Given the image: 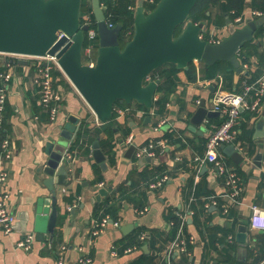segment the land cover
<instances>
[{
    "label": "crops",
    "instance_id": "crops-1",
    "mask_svg": "<svg viewBox=\"0 0 264 264\" xmlns=\"http://www.w3.org/2000/svg\"><path fill=\"white\" fill-rule=\"evenodd\" d=\"M140 1L136 0V4L139 5ZM243 2L244 8L237 13H241L239 16H243L246 22L260 23L259 33L264 29V16L257 18L252 12L259 10L264 0ZM227 7L224 0L207 13L210 21L215 22L210 25L203 22L207 26L202 32L203 38L217 42L228 36L229 22L234 21L237 13L227 11ZM256 34L254 40L247 44L256 50L251 51L248 62L242 64L243 72H235L232 90L224 87L221 75L214 80H202L199 74L202 63L195 62L198 70L196 81L190 82L184 72L179 74L180 83L170 94L163 115H156L154 107L146 111L136 102L125 110L116 108L118 129L113 148H101L106 156V168L96 163L93 144L81 147L77 143L78 138L68 142L65 151L73 159L66 167L67 174L56 177L53 207L57 209V220L52 224L53 232L43 236L35 232V217L40 200L52 195L44 184L48 178L43 173L48 161L47 143L59 145L65 141L60 126L76 136L82 124L94 129L101 123L60 70H57L60 76L55 78L53 74L54 85L61 97L60 112L58 121L51 122L42 108L39 88L34 83L37 69L20 63L9 69L8 59L4 57L5 62L0 61V68L7 67L14 76L7 85L6 119L0 125V168L9 173L6 183L10 193L8 210L17 220L14 230L8 235L0 228V264H59L60 261L63 264H83L81 261L86 259L92 261L86 264H132L143 254L157 255L155 264H215L223 258H228L233 264H253V259L263 257L264 229L251 230L249 222L253 206H258L264 214V136H260L261 131L264 132V95L259 107L241 112L236 140L225 145L226 149H219L226 172L237 173L243 181L240 205L233 204L227 196V174H221L213 163L195 162L197 156L204 157L209 135L225 119L222 113L214 110L215 98L221 93L241 94L245 87L264 82V33ZM160 95L158 91L155 98ZM246 99L251 106L254 105L257 100L255 91L248 92ZM202 104L208 113L213 112L211 116L202 113ZM243 113L249 117L244 118ZM71 117L78 119L77 125L70 124ZM162 122L160 131H155L154 128ZM167 132L173 135L171 141L165 140ZM6 138L10 140L12 154L8 160L2 147ZM161 139L166 141L165 146L157 147L153 157H137L138 150ZM232 145L244 157L243 161L238 163L230 155L228 148ZM131 146L136 149L128 156ZM162 178L165 180L160 188L149 187ZM106 187V194L98 201L99 191ZM113 195L122 206L117 219L104 218L109 225L101 235L94 237L91 234L93 226L103 220L95 218V210ZM142 196L145 204L142 208L137 207L133 199L143 200ZM226 205H229V212L225 215L223 209ZM169 213L178 217L186 215L184 233L192 239V248L186 254L190 257L189 262H183V254L173 253L168 257L169 244L163 245L162 240L156 242L158 253L153 252L150 242L143 243L146 239L139 240V235L136 237L141 230L145 236L151 231L163 235L169 232ZM113 223L120 226L115 227ZM48 224L49 219L45 220V225ZM129 225L132 226L129 231H122ZM241 225L247 227L245 245L237 241ZM26 233L35 235L31 249L17 248V243ZM230 236L239 246L229 241ZM140 241L142 247L139 246ZM145 245L148 246V254L143 250ZM134 246L136 250L125 252ZM258 264H264V259Z\"/></svg>",
    "mask_w": 264,
    "mask_h": 264
},
{
    "label": "water",
    "instance_id": "water-1",
    "mask_svg": "<svg viewBox=\"0 0 264 264\" xmlns=\"http://www.w3.org/2000/svg\"><path fill=\"white\" fill-rule=\"evenodd\" d=\"M82 1L0 0V54L55 56L64 75L102 124L112 120L116 104L120 101L128 105L136 102L151 110L161 81L148 78L167 64L175 65L178 70L188 71L190 64L195 62L206 66H213L217 62H230L237 73L241 74L243 70L238 55L246 44L254 40L261 27L256 21L246 22L241 28L229 25L228 36L213 43L201 37L202 32L207 29L203 22L195 24L189 21V16L199 0H160L150 12L145 10L141 0L134 16L133 37L122 48V25L109 27L100 0H93L99 48L92 67L83 59L86 35L90 27L81 22ZM59 31L71 37V41L67 42V37L58 40ZM178 31L180 33L176 36ZM0 61L5 62V58L0 57ZM19 63L27 64L26 61ZM201 108L203 114L212 115L213 112L208 113L205 104ZM77 120L71 117L69 121L70 124L77 125ZM59 130L65 141L59 145L49 142L46 146L48 161L43 173L48 178L44 184L52 195L51 198L40 200L38 204L35 232L39 236L54 230L52 224L57 220V209L53 207L56 177L67 174L66 167L71 162L65 157L67 143L78 138V134L75 136L63 126ZM260 136H264L263 130ZM221 148L226 149V146L221 145ZM92 149L96 163L106 168V156L98 140L93 143ZM135 149V146H131L128 156ZM228 151L236 162L244 160L236 152L234 145ZM106 192L107 187L99 191L96 197L98 201ZM47 219L49 224L45 225ZM131 228L129 225L123 227L122 231L126 232ZM246 232L247 227L241 225L237 234V241L241 245L246 244ZM143 250L146 254L149 253L147 245Z\"/></svg>",
    "mask_w": 264,
    "mask_h": 264
},
{
    "label": "built area",
    "instance_id": "built-area-1",
    "mask_svg": "<svg viewBox=\"0 0 264 264\" xmlns=\"http://www.w3.org/2000/svg\"><path fill=\"white\" fill-rule=\"evenodd\" d=\"M144 4L147 3L149 5L154 4V0H143ZM92 3V2H91ZM138 3L136 6H132L131 10H136ZM105 10L106 8L102 6ZM146 10V9H145ZM147 11V10H146ZM150 12V11H149ZM253 16L260 18L264 16V9L263 10H255L252 12ZM91 20L88 16L85 17L84 25H89L90 29L87 32V40L89 42L88 46L84 48L83 54L89 59L85 61L90 66L95 65V61L93 60L94 50L99 48V41H98V34L97 29L91 27ZM246 24V21L243 16H237L233 22H230L229 25H234L236 28H241ZM109 25V24H108ZM109 27L113 28L112 24ZM129 34H132L130 32ZM67 37L68 41H71V37L66 35V33L59 31L57 34L58 40ZM202 37V36H201ZM203 38V37H202ZM213 42V43H218ZM0 56L5 57L9 56V69L15 67L19 64V61H26L28 65H32L37 69V73L34 76V83L39 88V98L40 103L44 112H46L51 122L58 121V115L60 112V94L59 90L54 85L53 80V72L55 70H60L58 65V59L55 56H46V57H26V56H17V55H4L0 54ZM11 57V58H10ZM13 58V59H12ZM14 76V73L11 71H6L0 74V125L4 123L5 120V109H6V102H7V89L8 83ZM151 76L148 80H151ZM260 85V86H258ZM251 90L255 91L257 96V100L255 101L254 105H250L246 99L248 92ZM264 95V82L259 81L258 83L245 87V91L241 94H234V93H221L219 94L214 100V110L220 112L224 116V121L219 126V128L209 135V138L206 143V152L204 157L197 156L195 158V162L197 164H206V163H213L215 164L221 174H227L226 185L229 188V192L227 196L229 197L230 201L233 204L240 205L241 198L244 193V185L241 177L235 172H226L224 165L222 164L221 160L222 157L219 153V149L221 145H227L233 143L237 137V130L236 126L238 125V121L241 116V112L244 109H255L260 106L261 97ZM156 100L158 98H155ZM155 100V101H156ZM154 115V112H152ZM164 122L157 125L154 130L160 131ZM166 141L164 139L151 141L147 146L141 148L137 152L138 158H143L145 156L153 157L155 155V149L157 147H164ZM2 147L6 151L5 157L8 160L11 157L10 151V140L6 138L3 143ZM65 157L68 160H72V155L65 151ZM45 167V166H44ZM9 178V173L6 170L0 168V228L3 232L8 235L14 230V226L16 223V216L8 210V204L10 202V193L6 189V183ZM166 178V177H165ZM162 178L160 181L152 183L149 185L151 189L160 188L165 180ZM217 204V201L214 202ZM252 217L250 218V228L251 230H259L264 229L263 220L261 219V209L258 206H253L252 208ZM229 212V205H226L223 209V213L226 215ZM141 214L144 211L140 212ZM182 219V223L178 229V233L174 240L169 244L167 249L168 257L171 256L173 253L178 255L187 254V244L192 242V239L188 237L184 233V224L186 215H179ZM109 225V221L107 219H103L101 222H97L92 230L91 234L96 237L102 234V232L107 228ZM171 226L173 224H170ZM113 226L119 227V223H113ZM146 238L145 235H141L140 239L144 240ZM35 241V235L33 233H26L21 240L17 243V248L29 250L31 249L33 243ZM229 241H234L233 236L229 237ZM133 250H136V246L127 248L125 250L126 253H131ZM83 264L92 262L91 259H86L85 261H81ZM59 264H63V261H60ZM214 264V263H210ZM215 264H225L222 262H216Z\"/></svg>",
    "mask_w": 264,
    "mask_h": 264
},
{
    "label": "trees",
    "instance_id": "trees-1",
    "mask_svg": "<svg viewBox=\"0 0 264 264\" xmlns=\"http://www.w3.org/2000/svg\"><path fill=\"white\" fill-rule=\"evenodd\" d=\"M93 0H83L82 1V11H81V22L84 24L85 17L88 16L91 20V27L95 28L97 27L94 14H93V7L92 2ZM160 0H154V4L149 5L147 3L144 4L145 9L147 8L152 11L156 5L158 4ZM224 0H199L195 6V8L192 10L189 21L193 22L195 24L201 23V22H207V24H213L215 21H210V16L207 15V13L211 10L212 7L216 6L219 3H222ZM227 3V11H235L240 12L244 8V2L243 0H225ZM101 5H103L106 10V18L107 23L110 25L112 24L114 27L118 24L122 25L123 32L120 37V42L122 48H124L125 43H127L134 34L133 30V23H134V16H135V10H131L130 8L133 6H136V0H100ZM264 9V5L259 7V10ZM147 10V9H146ZM148 10V11H149ZM241 15V13H237V16ZM232 22V21H230ZM229 22V23H230ZM132 32V34H129ZM180 31L177 32L178 36ZM264 29L258 33L259 35H263ZM256 34V35H257ZM206 41H210L208 38H203ZM99 41V39H98ZM89 42L86 39L84 48L88 46ZM255 48L249 47V45H245L240 53H239V60L242 64H245L248 62V60L251 57V51H255ZM7 71V67H1L0 68V74ZM197 68L194 63H191L189 66L188 71L178 70L175 65L167 64L156 71L151 75V78L155 80H160L161 85L159 88V92L162 94L159 96V98L154 103L155 113L156 115H163L166 111V106L169 101L170 94L176 89L175 87L180 83L179 74L181 72H184L187 79L190 82H194L197 79ZM236 69L230 62H217L213 66H206L202 64V66L199 68V74L201 76L202 80H214L221 75L224 83V87L228 90H232L233 88V76L235 75ZM55 78L60 76L61 73L57 70L53 72ZM132 104L128 105L125 102H117L116 108H121L123 110L128 109L131 107ZM141 108H144L141 106ZM146 111H151L146 109ZM154 113V114H155ZM4 116L6 117V109ZM243 117H249L247 113H243ZM117 116L116 113L114 114L111 121L108 123L102 124L98 127H95L94 129H90L88 124H82L80 127L79 133H78V139L77 143L81 147L83 145H86L87 147L89 145H92L95 141H99L101 144V148L106 150L107 148H113V140L116 133V130L118 129V124L116 120ZM6 119V118H5ZM173 138V135L169 132L165 134V140H170ZM84 147V146H83ZM160 178V177H159ZM155 181V180H154ZM149 184V183H148ZM150 185V184H149ZM199 187H197V194H199ZM143 200H135L133 199V203L137 207H143L144 202V196H142ZM116 204H119L118 206ZM120 203H117L115 195L108 198L103 204H101L96 210H95V218L98 221H101L104 218H109L112 220H116V216L121 209ZM168 224H173L170 228L169 232H164V235L161 234L158 231H151L149 235L146 236V242L143 241V243L150 242L151 248L153 252H158L159 249L156 248V242L158 240L163 241V245L170 244L172 240L175 239L178 229L180 227V224L182 223V219L180 216L178 217L174 213H169V216L167 218ZM186 224H184L185 226ZM144 232L143 230L138 231L136 234V237L139 235H142L141 233ZM165 237V238H164ZM141 242V241H140ZM235 242V241H234ZM225 244L226 241H225ZM235 246H239V243L235 242L233 243ZM137 245V244H136ZM142 247V242L139 245ZM192 248L190 244H187V251H189ZM157 253V254H158ZM157 255H145L143 254L141 257H139L136 261H134L132 264H155V258ZM190 257L186 256V254H183V262H189ZM263 257H259L257 259H253V264H258L261 261H263ZM217 262H222L225 264H233L228 260V258H223L221 260H218Z\"/></svg>",
    "mask_w": 264,
    "mask_h": 264
},
{
    "label": "rangeland",
    "instance_id": "rangeland-1",
    "mask_svg": "<svg viewBox=\"0 0 264 264\" xmlns=\"http://www.w3.org/2000/svg\"><path fill=\"white\" fill-rule=\"evenodd\" d=\"M146 9H147V12H149L150 10L147 8V6H146ZM149 10V11H148ZM125 45H126V43H125ZM97 52H98V49L97 50H94V54H93V60H96V58H97ZM5 57H7V58H9V56H5ZM11 58V57H10ZM13 59V58H12ZM83 59H84V61H87L88 59H89V57H87V56H85L84 54H83Z\"/></svg>",
    "mask_w": 264,
    "mask_h": 264
},
{
    "label": "clouds",
    "instance_id": "clouds-1",
    "mask_svg": "<svg viewBox=\"0 0 264 264\" xmlns=\"http://www.w3.org/2000/svg\"><path fill=\"white\" fill-rule=\"evenodd\" d=\"M261 219L263 220V224H264V214L261 213Z\"/></svg>",
    "mask_w": 264,
    "mask_h": 264
}]
</instances>
